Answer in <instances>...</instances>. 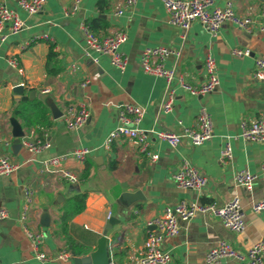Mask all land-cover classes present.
<instances>
[{"label": "crops", "instance_id": "0c3cea01", "mask_svg": "<svg viewBox=\"0 0 264 264\" xmlns=\"http://www.w3.org/2000/svg\"><path fill=\"white\" fill-rule=\"evenodd\" d=\"M0 1L15 9L25 23L23 30L0 43V156L18 164L9 175L0 176V208L8 211L0 220V264H75V257L93 253L97 256L89 264H138L148 222L180 201L221 204L237 196L245 226L243 231L233 232L217 219L196 213L181 221L176 235L161 240L160 246L171 253L173 264H207L205 255L219 240L244 250L264 239V210H252L253 202L264 197V176L260 174L264 142L240 136L241 121L253 120L264 110V80L252 76L255 59L264 57V29L258 30L264 28V0H231L239 15L255 19V28L244 32L226 21L215 35L199 22L187 30L171 25L161 0H136L132 7H125V0H83L73 16L63 14L73 0H46L42 10L33 15L20 9L17 0ZM225 1L215 0V4L223 6ZM118 9L123 12L116 15ZM82 23L99 36L119 30L126 33L120 46L128 59L124 69L113 66L107 54L86 46ZM45 34L46 38L34 39ZM48 43H53L56 53L51 61V67L58 70L54 73L47 68ZM157 45L179 52L170 55L165 64L194 84L204 80L203 61L211 54L219 78L216 89L193 95L176 88L172 110L161 113L165 80L145 73L140 64L142 50ZM234 47L248 48L250 54L234 56ZM13 57L22 75L8 63ZM16 85H23L22 90L14 91ZM25 91L30 98L42 101L50 97L62 116L53 118L45 104L50 111L47 126L26 125L13 117L12 103ZM126 103L145 109L140 127L148 131L167 128L180 132L193 126L200 109L205 108L212 119L213 136L196 146L183 138L177 147L151 139L145 152L128 138H114L104 145L118 124L119 109ZM79 104L86 105L89 119L82 127L69 130L63 115ZM11 118L20 123L23 136L48 141L49 147L38 153L22 145L13 149ZM227 142L232 147V159L222 161L220 152ZM76 147H88L90 153L78 159L71 154ZM56 155H66L63 167L76 175L74 183L43 168L42 161ZM185 159L208 176L202 190L174 183L172 173ZM85 168L89 176L82 179ZM242 169L257 175L251 191L233 181L234 173ZM26 190L30 191L28 202ZM81 192H86L85 207L64 230L60 208L68 197ZM25 203L28 211L22 223ZM108 212L114 223L106 219ZM43 214L48 217L47 225L41 223ZM24 224L30 231L42 233L40 250L47 256L66 250L67 237L89 252L65 261L40 260L33 255ZM218 264L237 262L224 258Z\"/></svg>", "mask_w": 264, "mask_h": 264}, {"label": "built area", "instance_id": "2783aa9c", "mask_svg": "<svg viewBox=\"0 0 264 264\" xmlns=\"http://www.w3.org/2000/svg\"><path fill=\"white\" fill-rule=\"evenodd\" d=\"M83 0H73L70 7L63 10L65 16H73L77 13ZM136 0H125V7H132ZM168 16V22L171 25L178 26L187 30L193 22H199L203 28L210 34L215 35L221 26L230 21L244 32H251L255 28V19L250 16L239 15L234 8L231 0H226L223 6L215 4V0H161ZM46 0H17V6L29 15L36 14L42 10ZM123 12L122 9L115 11L116 15ZM264 13V3H263ZM25 28L23 19L20 18L15 9L10 7L4 1H0V43L13 33L19 32ZM263 30V27H258ZM84 33L85 43L88 48L96 53L107 54L110 63L116 68L122 70L127 64V56L120 50L121 44L126 40V33L122 30L112 34L99 36L96 35L84 23L81 24ZM47 35L36 36L34 39L46 38ZM33 40V39H32ZM26 45L29 43H25ZM234 56H248V48L234 47L232 49ZM179 52L171 48L157 45L145 47L140 55V64L145 73L162 77L166 83L164 97L161 103V113H169L174 104L175 89L179 88L193 95H205L216 89L219 84V78L216 72L215 59L211 54H207L203 61L204 80L199 84H194L181 75L176 74L175 70L168 68L165 64L166 59ZM8 63L17 69L20 75L23 74L22 68L18 65L16 58L8 59ZM252 76L256 80H264V57L255 59L252 69ZM48 89L44 90L47 92ZM145 109L140 105L126 103L118 111V124L108 133L104 145H108L114 138H128L134 144L139 146L143 152L146 151L148 142L151 139H158L166 142L171 147H177L183 138L189 140L192 146L200 145L213 136V125L210 114L205 108H201L196 116L193 126L183 127L180 132L167 128H158L148 131L140 127ZM90 113L85 104H79L77 107H69L66 114L63 115L64 123L67 129L73 130L82 127L87 123ZM240 136L243 139L264 142V110L250 121L242 120ZM21 145L32 153H38L42 149L49 147V142L22 136ZM90 153L88 147H76L71 154L84 159ZM156 159L157 155H151ZM220 157L222 161L232 159V147L229 142L225 143L221 149ZM66 155H56L42 161L44 169L55 172L61 178L69 183H74L76 175L63 167V161ZM18 167V164L12 162L7 156H0V176L9 175ZM260 174L264 176V162L260 166ZM257 175L247 169L236 171L233 181L236 185L251 191ZM174 183L186 189L200 191L208 183L206 174L199 168L185 159L180 166L172 173ZM30 191H25L27 202L29 201ZM254 212L264 210V197L256 200L252 204ZM27 203L23 205L21 221L25 223L27 216ZM196 213H202L208 217L217 219L226 229L233 232H241L244 229V213L240 204V199L234 196L230 200L221 204L215 202L196 203L180 201L174 205L165 207L161 216H157L148 222L149 229L143 244L142 252L138 258V264H173L172 255L169 251L163 250L160 246L164 236L176 235L180 228L181 221L192 218ZM8 216V211L0 208V220ZM111 212H108L106 219L109 220ZM24 230L32 241L33 255L40 260L49 258L67 260L72 254L63 249L54 256H47L40 250L43 235L40 232L34 233L24 224ZM224 258L234 259L237 264H264V239L253 243L247 249H240L233 246L227 240H219L211 247L206 255L207 264H218Z\"/></svg>", "mask_w": 264, "mask_h": 264}, {"label": "trees", "instance_id": "16d2710c", "mask_svg": "<svg viewBox=\"0 0 264 264\" xmlns=\"http://www.w3.org/2000/svg\"><path fill=\"white\" fill-rule=\"evenodd\" d=\"M49 49L47 53V68L49 73L58 71L51 67V61L56 56L53 43H48ZM11 114L13 117L21 118L26 125H32L35 127L47 126L50 120V111L45 105L44 101L38 98H30L28 92L22 93L19 99H16L12 103ZM89 176V171L85 168L81 174L82 179H86ZM86 192H81L68 197L65 203L61 206V222L62 227L66 230L68 222L78 213L82 212L85 207ZM68 244L67 249L72 255H85L89 252V249L79 247L69 237H67Z\"/></svg>", "mask_w": 264, "mask_h": 264}, {"label": "water", "instance_id": "95a60500", "mask_svg": "<svg viewBox=\"0 0 264 264\" xmlns=\"http://www.w3.org/2000/svg\"><path fill=\"white\" fill-rule=\"evenodd\" d=\"M22 88H23V85H16L14 87V91H16V92L21 91ZM34 94H35V91L34 90L31 91V97L34 96ZM44 101H45V104L50 109L53 118L57 119V118L62 116L61 110L57 107L55 102L50 97H46L44 99ZM10 123H11V127H12L11 133H12V136L14 137L13 149H17L21 146L20 138L24 135V133H23V130H22L20 123L15 118H11ZM47 218L48 217L46 214L42 215L41 223L43 225H47ZM109 222L114 223V219H110ZM95 256H97V254L93 253L91 255H87V256H83V257H75L74 263L75 264H89Z\"/></svg>", "mask_w": 264, "mask_h": 264}]
</instances>
